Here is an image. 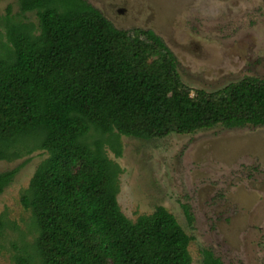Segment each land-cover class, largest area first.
<instances>
[{
	"label": "trees",
	"instance_id": "trees-1",
	"mask_svg": "<svg viewBox=\"0 0 264 264\" xmlns=\"http://www.w3.org/2000/svg\"><path fill=\"white\" fill-rule=\"evenodd\" d=\"M17 1L36 24L6 25L0 161L34 150L46 157L19 198L34 236L13 264H191L190 238L164 208L134 222L122 213L121 169L105 146L120 156L121 136L262 127L264 80L191 97L173 55L151 31L117 30L84 0ZM15 175L0 173V195ZM184 213L190 221L186 207ZM6 226L2 213L0 239Z\"/></svg>",
	"mask_w": 264,
	"mask_h": 264
},
{
	"label": "rangeland",
	"instance_id": "rangeland-1",
	"mask_svg": "<svg viewBox=\"0 0 264 264\" xmlns=\"http://www.w3.org/2000/svg\"><path fill=\"white\" fill-rule=\"evenodd\" d=\"M84 1L117 30L154 33L173 55L191 97L246 78L264 80V0ZM8 22L36 24V17L21 13L17 0H0V55L9 49ZM118 142L120 156L108 146L105 152L121 169L117 202L130 221L162 207L190 238L191 264H204V251L221 264H264V126L216 125ZM45 157L34 150L0 161V173L16 170L0 195V214L7 215L0 264H13L34 236L19 198Z\"/></svg>",
	"mask_w": 264,
	"mask_h": 264
},
{
	"label": "flooded vegetation",
	"instance_id": "flooded-vegetation-1",
	"mask_svg": "<svg viewBox=\"0 0 264 264\" xmlns=\"http://www.w3.org/2000/svg\"><path fill=\"white\" fill-rule=\"evenodd\" d=\"M206 255H209L210 257L206 256ZM203 256H204V264H212L210 261L211 260H216L218 262V264H221L219 259L217 258H214L213 255L209 252V251H204L203 252Z\"/></svg>",
	"mask_w": 264,
	"mask_h": 264
}]
</instances>
